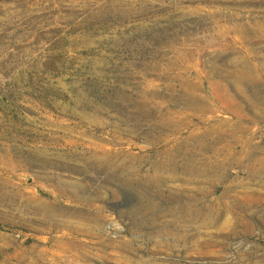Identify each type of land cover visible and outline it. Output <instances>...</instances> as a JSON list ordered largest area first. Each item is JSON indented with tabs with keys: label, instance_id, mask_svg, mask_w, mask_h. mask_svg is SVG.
Instances as JSON below:
<instances>
[{
	"label": "rangeland",
	"instance_id": "1",
	"mask_svg": "<svg viewBox=\"0 0 264 264\" xmlns=\"http://www.w3.org/2000/svg\"><path fill=\"white\" fill-rule=\"evenodd\" d=\"M0 264H264V0H0Z\"/></svg>",
	"mask_w": 264,
	"mask_h": 264
}]
</instances>
